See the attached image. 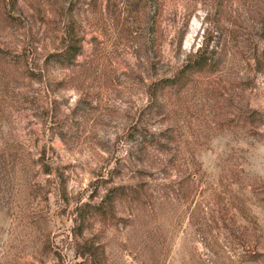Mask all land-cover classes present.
Segmentation results:
<instances>
[{
  "label": "rangeland",
  "instance_id": "374dc122",
  "mask_svg": "<svg viewBox=\"0 0 264 264\" xmlns=\"http://www.w3.org/2000/svg\"><path fill=\"white\" fill-rule=\"evenodd\" d=\"M0 47V264H264V0H0Z\"/></svg>",
  "mask_w": 264,
  "mask_h": 264
},
{
  "label": "trees",
  "instance_id": "16d2710c",
  "mask_svg": "<svg viewBox=\"0 0 264 264\" xmlns=\"http://www.w3.org/2000/svg\"><path fill=\"white\" fill-rule=\"evenodd\" d=\"M117 9L119 10L117 15H116L117 19L118 20L126 19L125 16L122 17V12L124 11V8L118 7ZM157 10H158V14H161L162 8L159 7V8H157ZM157 10H155V7H153V16L157 15ZM69 18H70L72 24L68 27V30L65 33L68 36L76 35L77 33H79V31L78 30L76 31V27L74 25L75 22H77V17L75 15V13L70 12ZM71 49H72V46H70V45L66 46V49H64V53L62 55L64 59L67 57V55H70L71 58L75 57L76 55H78V53L80 51V48L79 49L73 48V51ZM2 50L3 49L0 47V52H2ZM63 58H62V61L64 60ZM207 65H210L209 62L207 61V59L201 57V55H199V54L197 55V52H196V54L194 55V59L192 61H190L188 64H186L185 67H183L179 71V74L177 76L174 75L173 77H167V78L161 79L159 82V85H161V88L171 87L173 85H177L179 83V81L182 80L183 72H185L186 67H188V68L190 67L193 70H199V69H203V66H207Z\"/></svg>",
  "mask_w": 264,
  "mask_h": 264
}]
</instances>
